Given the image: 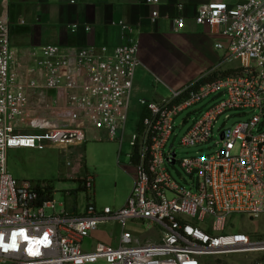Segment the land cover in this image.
Here are the masks:
<instances>
[{
    "label": "built area",
    "instance_id": "built-area-1",
    "mask_svg": "<svg viewBox=\"0 0 264 264\" xmlns=\"http://www.w3.org/2000/svg\"><path fill=\"white\" fill-rule=\"evenodd\" d=\"M178 6L183 11L184 4ZM160 17L154 9L152 21ZM194 21L227 40L216 44L224 56L205 75L227 63L240 71L203 83L199 78L169 98H141L130 140L135 173L128 199L119 208L99 207L95 175L87 171L82 186L88 203L78 214L58 211L47 183L15 180L7 170L8 151L68 150L105 136L122 145L141 64L138 45L47 44L21 51L11 43L8 18H0V264H208L217 255L264 253L262 235L230 232L234 215H264V0L209 1L197 8ZM173 22V31L182 32L186 15ZM207 99L206 109L193 111L197 116L180 145L214 140L215 124L227 112L258 113L221 130L218 150L178 159L175 142L186 122L179 127L176 118ZM177 163L191 182L173 176ZM113 223L120 227L117 244L100 241L84 249L85 239ZM129 223L158 228L159 238L142 240Z\"/></svg>",
    "mask_w": 264,
    "mask_h": 264
},
{
    "label": "crops",
    "instance_id": "crops-1",
    "mask_svg": "<svg viewBox=\"0 0 264 264\" xmlns=\"http://www.w3.org/2000/svg\"><path fill=\"white\" fill-rule=\"evenodd\" d=\"M209 1L213 0H161L160 5L153 6L142 0H0V18H8L11 43L21 51L47 44L106 45L109 49L137 44L141 64L134 88L144 86V98L158 100L163 98L158 93L159 83L176 90L219 66L224 52L216 44L227 45V40L211 26L194 21L197 8ZM180 3L184 4L183 11ZM154 9L161 12L155 22L151 19ZM180 14L186 15L187 25L177 33L173 31V19ZM69 208L82 213L76 206ZM117 227L119 231L115 232L102 225L83 241L84 249L91 251L100 241L117 244ZM139 238L154 241L159 234Z\"/></svg>",
    "mask_w": 264,
    "mask_h": 264
},
{
    "label": "rangeland",
    "instance_id": "rangeland-1",
    "mask_svg": "<svg viewBox=\"0 0 264 264\" xmlns=\"http://www.w3.org/2000/svg\"><path fill=\"white\" fill-rule=\"evenodd\" d=\"M225 69L231 67L230 63L224 65ZM223 66V67H224ZM224 69V70H225ZM139 77V73L137 76ZM150 86H153L151 82ZM144 86L135 87L132 92L130 112L124 134V142L121 145L118 141L109 140L105 134L102 140L92 137L88 141L76 148L61 150L56 147H47L43 150L17 148L8 151L7 170L12 177L19 182L47 183L54 189L53 198L58 203L57 210L70 209L76 206L78 212L84 213L88 203V193L82 186L83 179L87 171L96 176L95 200L99 207H122L128 199L133 187L134 167L131 165L129 154L132 152L130 144L131 138L137 132V122L141 110L139 100L145 97ZM158 93L163 98L171 97V90L163 83L158 85ZM210 99L185 110L176 118L178 138L175 146L178 152V159L194 156L208 155L219 149L221 130L230 128L239 121H248L257 111L244 110L230 111L222 115L215 124L214 140L198 147H186L180 145V138L187 128L192 124L197 114L193 113L197 109H206L210 104ZM191 114V115H190ZM227 115L231 117L227 119ZM173 140V138H172ZM71 161L72 166H67ZM173 176L184 183V176L191 182V177L184 173L180 164L172 168ZM188 185V184H186ZM59 203H65L60 206ZM70 205V206H69ZM48 213L50 211L48 210ZM232 222L236 224V232L242 229L245 232H253L264 237V215L257 218H248L242 215H234ZM108 231L118 232L117 225L108 224ZM127 229L139 236H154L158 233V228L149 227L146 224L127 225ZM145 240V239H143ZM208 264H264V253H231L227 255H217L207 260Z\"/></svg>",
    "mask_w": 264,
    "mask_h": 264
},
{
    "label": "trees",
    "instance_id": "trees-1",
    "mask_svg": "<svg viewBox=\"0 0 264 264\" xmlns=\"http://www.w3.org/2000/svg\"><path fill=\"white\" fill-rule=\"evenodd\" d=\"M240 71L239 68H229V69H221V70H217V71H214L208 75H204L200 78V83H203V82H207V81H211V80H214V79H217V78H220V77H225L227 75H230L232 73H238ZM48 190H49V193L51 192L52 190V186L50 184H48Z\"/></svg>",
    "mask_w": 264,
    "mask_h": 264
}]
</instances>
